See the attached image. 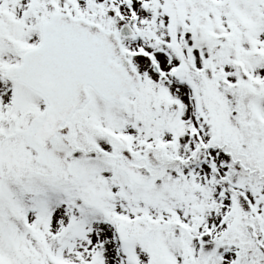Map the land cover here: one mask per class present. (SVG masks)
Returning a JSON list of instances; mask_svg holds the SVG:
<instances>
[{
    "label": "snow or ice",
    "instance_id": "1",
    "mask_svg": "<svg viewBox=\"0 0 264 264\" xmlns=\"http://www.w3.org/2000/svg\"><path fill=\"white\" fill-rule=\"evenodd\" d=\"M0 264H264V0H0Z\"/></svg>",
    "mask_w": 264,
    "mask_h": 264
}]
</instances>
